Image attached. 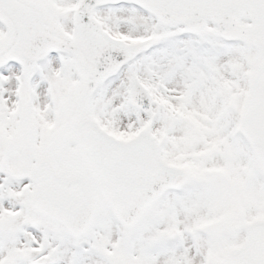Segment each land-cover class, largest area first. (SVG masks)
<instances>
[{
	"label": "snow or ice",
	"instance_id": "1",
	"mask_svg": "<svg viewBox=\"0 0 264 264\" xmlns=\"http://www.w3.org/2000/svg\"><path fill=\"white\" fill-rule=\"evenodd\" d=\"M0 264H264V0H0Z\"/></svg>",
	"mask_w": 264,
	"mask_h": 264
}]
</instances>
